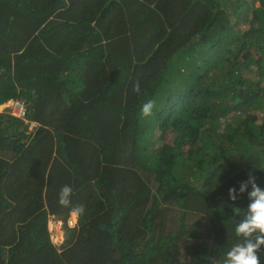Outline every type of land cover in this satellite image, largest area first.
Wrapping results in <instances>:
<instances>
[{
  "label": "trees",
  "instance_id": "16d2710c",
  "mask_svg": "<svg viewBox=\"0 0 264 264\" xmlns=\"http://www.w3.org/2000/svg\"><path fill=\"white\" fill-rule=\"evenodd\" d=\"M10 99L36 125L0 112V264H205L264 189V0H0Z\"/></svg>",
  "mask_w": 264,
  "mask_h": 264
},
{
  "label": "clouds",
  "instance_id": "9594fccd",
  "mask_svg": "<svg viewBox=\"0 0 264 264\" xmlns=\"http://www.w3.org/2000/svg\"><path fill=\"white\" fill-rule=\"evenodd\" d=\"M133 91L139 94L140 85L136 84ZM154 108V101H146L140 110L141 117L152 116ZM249 187L251 191H248ZM246 192L249 200L248 207L242 218L235 222L234 235L237 242L220 258L210 257L209 264H260V254L264 251V189L257 185L251 173L247 181L241 182L239 193L236 188L229 189V198L236 201L239 195ZM72 194V187L64 185L59 192V205L70 208L72 216H83L85 208L83 205H72Z\"/></svg>",
  "mask_w": 264,
  "mask_h": 264
},
{
  "label": "rangeland",
  "instance_id": "374dc122",
  "mask_svg": "<svg viewBox=\"0 0 264 264\" xmlns=\"http://www.w3.org/2000/svg\"><path fill=\"white\" fill-rule=\"evenodd\" d=\"M6 104H8V102H5V105ZM0 112H3V109H2V107H0ZM24 122V124H26L27 125V129H28V131H30V130H34V127H35V123L34 122H28L29 124H27V122L24 120L23 121ZM22 127V126H21ZM168 138V137H167ZM165 140V139H164ZM70 217H74V216H72L71 214L69 215ZM48 229L50 230V236H51V239H52V242L57 246V248L58 249H60V245L62 244V242H63V240L65 239V237H66V229L64 228V226H56V225H53V224H51V216L49 217V223H48ZM218 258L220 257L219 256V254L218 253H216L215 254ZM213 257H215L214 255H212ZM211 256V257H212ZM207 262V264H209V262L208 261H206ZM206 262H205V264H206ZM183 263H185V264H190L189 262H187L186 261V259L184 260V262Z\"/></svg>",
  "mask_w": 264,
  "mask_h": 264
},
{
  "label": "built area",
  "instance_id": "2783aa9c",
  "mask_svg": "<svg viewBox=\"0 0 264 264\" xmlns=\"http://www.w3.org/2000/svg\"><path fill=\"white\" fill-rule=\"evenodd\" d=\"M6 102H8V104L5 105V102H4L0 106L3 109V112H6L14 117H18L24 121L26 106L23 104V102L17 99H10V100H7ZM66 221L69 227H74L76 225L77 217L68 216Z\"/></svg>",
  "mask_w": 264,
  "mask_h": 264
},
{
  "label": "crops",
  "instance_id": "0c3cea01",
  "mask_svg": "<svg viewBox=\"0 0 264 264\" xmlns=\"http://www.w3.org/2000/svg\"><path fill=\"white\" fill-rule=\"evenodd\" d=\"M3 104V103H2ZM1 106V105H0ZM26 122H29V121H26ZM30 123V122H29ZM71 214V213H70Z\"/></svg>",
  "mask_w": 264,
  "mask_h": 264
}]
</instances>
